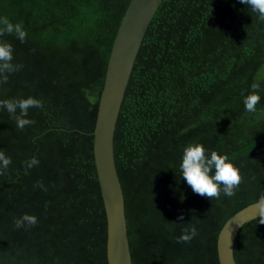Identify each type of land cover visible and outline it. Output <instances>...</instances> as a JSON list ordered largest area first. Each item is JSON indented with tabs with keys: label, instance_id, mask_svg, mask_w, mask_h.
Returning a JSON list of instances; mask_svg holds the SVG:
<instances>
[{
	"label": "trees",
	"instance_id": "16d2710c",
	"mask_svg": "<svg viewBox=\"0 0 264 264\" xmlns=\"http://www.w3.org/2000/svg\"><path fill=\"white\" fill-rule=\"evenodd\" d=\"M128 1L0 0V17L27 32L24 42L0 36L13 46L12 63L22 65L0 83V101H43L28 110L35 123L23 130L0 107V151L11 158L0 175V264H107L91 140ZM254 84L261 99L248 112L243 100ZM112 143L131 263L218 264L224 220L264 197V20L239 0H161L134 58ZM195 143L239 168L235 196L211 201L192 191L179 165ZM32 157L39 164L26 169ZM23 214L37 225L16 228ZM261 218L238 229L236 264H264ZM193 225L198 235L177 243Z\"/></svg>",
	"mask_w": 264,
	"mask_h": 264
},
{
	"label": "water",
	"instance_id": "95a60500",
	"mask_svg": "<svg viewBox=\"0 0 264 264\" xmlns=\"http://www.w3.org/2000/svg\"><path fill=\"white\" fill-rule=\"evenodd\" d=\"M161 0H129L116 26L105 64L92 128L91 152L105 217L107 264H132L126 236L123 196L113 158L114 124L124 88L145 28ZM264 197L246 203L222 223L215 250L218 264H236L233 242L240 226L259 216Z\"/></svg>",
	"mask_w": 264,
	"mask_h": 264
},
{
	"label": "clouds",
	"instance_id": "9594fccd",
	"mask_svg": "<svg viewBox=\"0 0 264 264\" xmlns=\"http://www.w3.org/2000/svg\"><path fill=\"white\" fill-rule=\"evenodd\" d=\"M240 3L248 6L253 13L258 14L259 18L264 20V0H239ZM5 34H15L21 42L27 37V32L22 23H11L7 17H0V36ZM13 46L8 42H0V83L8 82V74L19 71L22 65L13 64ZM252 92L244 100L245 110L255 112L256 105L261 97L258 94L259 85H252ZM0 107L5 108L16 122V127L23 130L26 126L35 123L28 119V110L30 108H42L43 101L28 97L26 99H11L0 101ZM17 109L19 114H17ZM11 164V158L0 151V175L4 174ZM39 164L36 157H32L25 162L26 169H31ZM181 176L191 187L192 191L209 200L219 199L221 193L226 197L236 195L243 177L237 168L224 154H218L216 151L208 150L200 143L189 144L183 150V156L179 165ZM27 175V171L25 172ZM43 187V185H40ZM260 223H264V202L259 207ZM183 219V217H179ZM15 227L35 226L38 223L35 215L23 214L15 219ZM198 235L197 228L193 225L183 230V233L177 238V243H190Z\"/></svg>",
	"mask_w": 264,
	"mask_h": 264
}]
</instances>
